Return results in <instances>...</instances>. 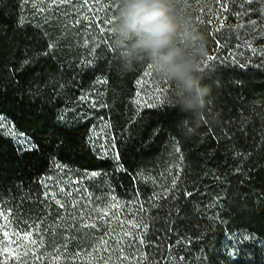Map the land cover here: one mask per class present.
Wrapping results in <instances>:
<instances>
[{
	"label": "trees",
	"instance_id": "trees-1",
	"mask_svg": "<svg viewBox=\"0 0 264 264\" xmlns=\"http://www.w3.org/2000/svg\"><path fill=\"white\" fill-rule=\"evenodd\" d=\"M120 4L0 0V264H264V0H175L187 126Z\"/></svg>",
	"mask_w": 264,
	"mask_h": 264
},
{
	"label": "clouds",
	"instance_id": "clouds-1",
	"mask_svg": "<svg viewBox=\"0 0 264 264\" xmlns=\"http://www.w3.org/2000/svg\"><path fill=\"white\" fill-rule=\"evenodd\" d=\"M180 30L175 0H121L112 25L113 37L122 49L145 54L174 82L173 105L187 117L180 126L199 125L211 103V86L203 82L201 70L206 49L197 56L189 55L176 42ZM199 39L205 38L200 34Z\"/></svg>",
	"mask_w": 264,
	"mask_h": 264
},
{
	"label": "snow or ice",
	"instance_id": "snow-or-ice-1",
	"mask_svg": "<svg viewBox=\"0 0 264 264\" xmlns=\"http://www.w3.org/2000/svg\"><path fill=\"white\" fill-rule=\"evenodd\" d=\"M69 2H70V0H69ZM84 2L88 3V0H84ZM2 127H3V123L0 122V128H2ZM9 134L12 135V134H14V132H10Z\"/></svg>",
	"mask_w": 264,
	"mask_h": 264
}]
</instances>
